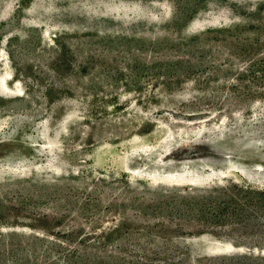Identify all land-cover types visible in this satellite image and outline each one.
<instances>
[{
  "label": "rangeland",
  "instance_id": "1",
  "mask_svg": "<svg viewBox=\"0 0 264 264\" xmlns=\"http://www.w3.org/2000/svg\"><path fill=\"white\" fill-rule=\"evenodd\" d=\"M0 264H264V0H0Z\"/></svg>",
  "mask_w": 264,
  "mask_h": 264
},
{
  "label": "trees",
  "instance_id": "2",
  "mask_svg": "<svg viewBox=\"0 0 264 264\" xmlns=\"http://www.w3.org/2000/svg\"><path fill=\"white\" fill-rule=\"evenodd\" d=\"M253 8L256 9V7H253ZM228 22L230 23V25H232L235 22V20L229 19ZM218 141L219 140H211V142H213V143H217Z\"/></svg>",
  "mask_w": 264,
  "mask_h": 264
},
{
  "label": "bare ground",
  "instance_id": "3",
  "mask_svg": "<svg viewBox=\"0 0 264 264\" xmlns=\"http://www.w3.org/2000/svg\"><path fill=\"white\" fill-rule=\"evenodd\" d=\"M178 176V175H177ZM169 177V176H168Z\"/></svg>",
  "mask_w": 264,
  "mask_h": 264
}]
</instances>
